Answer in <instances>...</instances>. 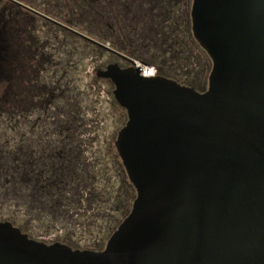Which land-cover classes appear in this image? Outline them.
I'll use <instances>...</instances> for the list:
<instances>
[{
	"label": "water",
	"instance_id": "obj_1",
	"mask_svg": "<svg viewBox=\"0 0 264 264\" xmlns=\"http://www.w3.org/2000/svg\"><path fill=\"white\" fill-rule=\"evenodd\" d=\"M213 60L199 90L135 62L99 74L128 111L115 140L137 195L102 249L0 221V264H264V0H193Z\"/></svg>",
	"mask_w": 264,
	"mask_h": 264
},
{
	"label": "flooded vegetation",
	"instance_id": "obj_2",
	"mask_svg": "<svg viewBox=\"0 0 264 264\" xmlns=\"http://www.w3.org/2000/svg\"><path fill=\"white\" fill-rule=\"evenodd\" d=\"M10 1L35 22L55 24L60 31L51 27L42 34L31 32L28 36L29 30L22 25L15 29L18 33L13 32L19 68L15 108L7 110L6 97L0 98V197H7L12 189L14 197L27 200L37 214L77 215L84 210L86 201L91 207L101 199L97 186L103 160L100 149L95 147L98 135L86 116L89 110L96 115L101 112L97 99L94 105H85L86 89L74 74L83 56L78 44L65 50L67 56L61 51L68 36L76 42H93L100 55H113L102 62L96 75L114 89V81L99 71L111 63L128 67L136 59L155 65L157 74L179 80L163 73V65L180 66L178 53L186 45L192 26L193 0ZM26 40L29 43L23 42ZM11 115L15 119L10 134L14 144L8 146L6 127Z\"/></svg>",
	"mask_w": 264,
	"mask_h": 264
},
{
	"label": "rangeland",
	"instance_id": "obj_3",
	"mask_svg": "<svg viewBox=\"0 0 264 264\" xmlns=\"http://www.w3.org/2000/svg\"><path fill=\"white\" fill-rule=\"evenodd\" d=\"M19 9V6L10 0H0V35L2 39H5L7 34L18 33L15 29L22 25H24L23 28L26 27L29 30L30 33L24 32L28 36L31 32L42 34L51 27L54 31H60L55 24L46 25L40 21L35 22L26 12H19ZM60 34L62 38L64 32L61 31ZM188 35L184 42L186 45H182L181 52L178 53L181 58L180 66L173 68L163 65V73L175 75L189 85H194L199 90H205L209 86L213 60L195 38L192 26ZM23 42L29 43L28 40ZM75 44H78L79 51L83 52L82 61L80 58V65L74 74L79 77L80 86L86 89L85 105L91 106L97 99L96 106L100 108L101 112L98 115L92 110L86 113L89 123L94 125L93 131L98 135L95 147L100 149L103 160L100 168L102 177L97 186L101 192V199L93 202L91 207H88L89 204L86 201L84 210L77 215L48 216L37 214L36 211L31 210L27 200L19 201L13 195L2 196L0 197V220L14 221L16 225L22 226L32 237L39 240L47 242L60 240L75 247L102 249L113 231L130 212L137 195V190L115 147L118 131L126 123L128 113L126 108L117 101L113 92L114 85H109L108 82L96 75V70L102 62L110 60L113 55L108 52L100 55L93 42L82 40L76 42L70 36L61 50L63 55H69L65 50L74 48ZM75 57H78V54ZM176 64L178 63L176 62ZM21 80L24 81V78ZM1 93L0 95H2ZM13 102L6 104L5 108L7 110L15 108ZM95 117L98 119L91 121L90 118ZM6 128L7 137L12 141L10 134L14 129Z\"/></svg>",
	"mask_w": 264,
	"mask_h": 264
},
{
	"label": "trees",
	"instance_id": "obj_4",
	"mask_svg": "<svg viewBox=\"0 0 264 264\" xmlns=\"http://www.w3.org/2000/svg\"><path fill=\"white\" fill-rule=\"evenodd\" d=\"M19 68V57L17 55V45L14 40L13 34H7L5 39L1 38L0 35V89L2 86H5L4 91L0 95V98L2 96L6 97V104L11 103L14 101V88H15V81L17 79V73ZM180 80V79H179ZM180 82L186 83L184 80H180ZM11 114H14L13 112ZM13 115H11V118H9V128L14 129L15 127V119L12 118ZM10 130V129H9ZM13 131V130H12ZM7 137V144L8 146H13L14 139L11 141V139H8ZM10 155V154H8ZM9 169L7 168V171ZM9 172L7 173V176H9ZM12 185V183H11ZM9 196H14V191L10 189Z\"/></svg>",
	"mask_w": 264,
	"mask_h": 264
},
{
	"label": "built area",
	"instance_id": "obj_5",
	"mask_svg": "<svg viewBox=\"0 0 264 264\" xmlns=\"http://www.w3.org/2000/svg\"><path fill=\"white\" fill-rule=\"evenodd\" d=\"M136 64L140 66L141 73L146 76L156 75L157 68L151 63H147L141 60L136 59Z\"/></svg>",
	"mask_w": 264,
	"mask_h": 264
}]
</instances>
